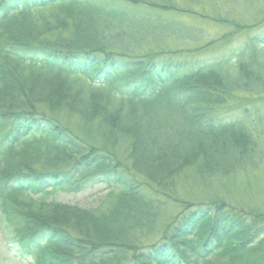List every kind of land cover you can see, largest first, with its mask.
Wrapping results in <instances>:
<instances>
[{"label": "trees", "instance_id": "obj_1", "mask_svg": "<svg viewBox=\"0 0 264 264\" xmlns=\"http://www.w3.org/2000/svg\"><path fill=\"white\" fill-rule=\"evenodd\" d=\"M163 1L0 0V236L20 264H264L263 212L176 189L189 169L207 185L261 166L264 29L214 63L173 61L142 49L199 41L169 11L208 0ZM242 93L260 105L217 116ZM58 96L78 131L39 111ZM98 184L120 188L102 212L32 198Z\"/></svg>", "mask_w": 264, "mask_h": 264}, {"label": "rangeland", "instance_id": "obj_2", "mask_svg": "<svg viewBox=\"0 0 264 264\" xmlns=\"http://www.w3.org/2000/svg\"><path fill=\"white\" fill-rule=\"evenodd\" d=\"M150 1V0H149ZM156 2L163 0H153ZM166 1V0H165ZM214 4L208 0L205 6H186L179 3L178 11H169L170 18L184 22L188 27L197 28L202 30L198 36V40H168L166 43L157 44L156 46H146L142 50L149 51V48L154 53L164 54L173 61H190L196 60L202 62H216L222 55H227L231 51L237 50V45L247 39V36H253L264 29V0H253L254 3L250 4L249 1L241 4V10L235 11L232 17L234 7L228 6L227 2L217 0ZM252 5V6H251ZM175 6V4L173 5ZM203 6V7H202ZM185 9V10H184ZM187 11V12H186ZM218 14L222 17H228V20L217 22L214 20ZM173 15V16H172ZM23 17L20 16L19 21ZM243 27V28H240ZM204 32V33H203ZM203 33V34H202ZM169 53V54H168ZM233 62H235L233 60ZM228 69V65L226 68ZM263 96V97H262ZM264 100V94L261 95ZM256 95L239 94L238 97L229 104L219 106L216 110L217 116L222 115L225 117L240 118L241 109L248 107L251 103L260 105L261 99ZM234 98V97H233ZM54 105L47 110L46 106H38L39 111L50 114L56 121L62 123L67 128L73 131H78L82 127V122L76 116L68 112L65 107V100L60 96L55 99ZM250 108V107H248ZM94 128L96 125L93 126ZM257 138V137H256ZM259 144H263L262 139H257ZM263 147V146H262ZM117 153L120 161L129 162L126 159V153L123 144L119 146ZM264 155V154H263ZM40 165L37 170L40 171ZM176 189L178 190V198L188 201L187 203L211 202L212 200L225 201L230 206L242 208L249 211L250 209L257 208L264 213V156L261 166L253 173L243 174L236 178L228 179L223 177L222 181H211L207 185L199 184L195 179L194 169H189L184 174L180 175L177 179ZM120 192V188L110 185L98 184L94 186H87L80 192H65L59 190H52L47 195L41 197H32L39 202H46L49 204L60 203L67 205H79L91 211L99 210L105 211L116 198ZM181 204L177 202H170L166 214L163 217L164 222H170L177 213L181 212ZM0 264H20L14 257L13 253L8 250L4 241L0 236Z\"/></svg>", "mask_w": 264, "mask_h": 264}]
</instances>
